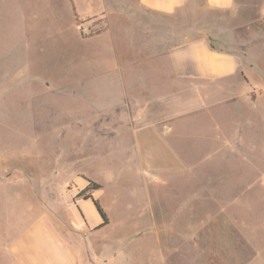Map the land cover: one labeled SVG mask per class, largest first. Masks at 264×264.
Returning <instances> with one entry per match:
<instances>
[{
	"label": "rangeland",
	"instance_id": "rangeland-1",
	"mask_svg": "<svg viewBox=\"0 0 264 264\" xmlns=\"http://www.w3.org/2000/svg\"><path fill=\"white\" fill-rule=\"evenodd\" d=\"M141 19L137 0H0L5 246L32 221L29 197L62 207L65 189L98 200L105 225L91 199L73 198L60 214L76 229L84 219V245L107 263L240 264V244L264 243L263 98L196 117V137L181 131L149 146L126 135L130 123L110 121L142 99L108 71L112 39L118 63L139 56L124 31ZM89 181L99 187L84 190Z\"/></svg>",
	"mask_w": 264,
	"mask_h": 264
},
{
	"label": "crops",
	"instance_id": "crops-1",
	"mask_svg": "<svg viewBox=\"0 0 264 264\" xmlns=\"http://www.w3.org/2000/svg\"><path fill=\"white\" fill-rule=\"evenodd\" d=\"M137 3L147 19L126 28L124 34L126 44L131 38L126 50L139 56L130 55L124 64L118 63L120 48L113 39L110 42L114 64L108 71L122 76L123 89L142 92L135 114L110 116L111 122L131 124L126 135L138 136L146 146L163 135L177 138L181 131L196 137V117L223 116L240 106V101L255 107L264 99L260 89L264 86V0ZM134 58L139 62H133ZM256 90L259 95L248 100ZM64 193L62 207L75 205L73 198L78 206L90 200L71 196L66 189ZM29 202L33 204L24 212L33 216L32 221L14 231L16 237L5 246L9 204L0 192V264L113 263L109 259L107 263L95 243L84 245L86 224L81 216L82 225L76 229L63 220L62 207L55 202L49 200L43 208L34 198L29 197ZM79 213L84 216L80 208ZM240 264H264V243L240 244Z\"/></svg>",
	"mask_w": 264,
	"mask_h": 264
},
{
	"label": "trees",
	"instance_id": "trees-1",
	"mask_svg": "<svg viewBox=\"0 0 264 264\" xmlns=\"http://www.w3.org/2000/svg\"><path fill=\"white\" fill-rule=\"evenodd\" d=\"M98 187H99V184L94 183L92 181H89L88 185L85 187L84 190L97 189ZM84 199H91L95 209L97 210V212L99 213L100 217L102 218L101 225H105L107 223V217H106L103 209L101 208L98 200L94 199L90 194L84 195Z\"/></svg>",
	"mask_w": 264,
	"mask_h": 264
}]
</instances>
